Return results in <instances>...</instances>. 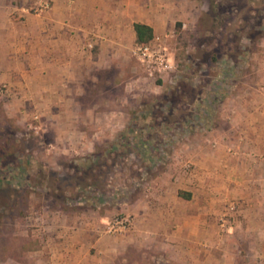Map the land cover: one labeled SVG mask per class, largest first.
<instances>
[{"label": "rangeland", "instance_id": "rangeland-1", "mask_svg": "<svg viewBox=\"0 0 264 264\" xmlns=\"http://www.w3.org/2000/svg\"><path fill=\"white\" fill-rule=\"evenodd\" d=\"M44 1L50 9L40 11ZM185 4V21L158 34L164 37L173 72L164 79L148 77L132 53L134 44L126 82L120 87L111 82L104 90L100 107L120 110V115L62 127L63 122L44 121L17 103L15 89L0 80V264H48L52 248L84 225L105 234L104 248H114L109 253L118 259V245L129 230L106 233L107 222L127 214L133 225L151 180L171 163L185 173L195 169L192 160L179 156L182 146L188 153L202 145L214 149L219 144L206 137L208 131L243 130L231 121L228 108L235 103L226 99L244 89L251 53L264 49V0ZM52 5V0H0V18L21 20L17 10L22 6L38 17L48 16ZM259 91L264 104L262 85ZM235 145L229 142L225 150L233 151ZM231 201L238 205L236 212L228 210ZM262 203L246 212L248 217L242 210L249 206L241 200L225 203L223 213L230 214L232 228L220 232L223 264H264ZM85 250L96 255L90 242ZM130 252L134 259V250ZM105 256L99 252L97 257Z\"/></svg>", "mask_w": 264, "mask_h": 264}, {"label": "crops", "instance_id": "crops-1", "mask_svg": "<svg viewBox=\"0 0 264 264\" xmlns=\"http://www.w3.org/2000/svg\"><path fill=\"white\" fill-rule=\"evenodd\" d=\"M52 1L48 16L38 17L22 6L17 10L21 20L0 18V80L15 89L17 103L65 127V122L120 115V110L100 105L109 84L120 87L131 73L134 24H147L153 34L170 33L185 21L182 8L192 0ZM90 41L92 50L86 47ZM251 54L244 89L226 99L235 103L228 108L231 121L243 130L208 131L206 137L219 144L214 149L202 145L188 153L181 147L179 156L192 160L195 169L185 173L171 163L151 180V191L140 199L133 225L118 245V259L109 253L114 248H104L107 236L84 225L52 248L48 264H223L218 218L225 203L241 200L249 206L242 210L246 216L264 202V104L259 91L264 88V49ZM229 142L237 143L233 151L225 150ZM89 242L96 255L86 252ZM99 252L106 256L100 259Z\"/></svg>", "mask_w": 264, "mask_h": 264}, {"label": "built area", "instance_id": "built-area-1", "mask_svg": "<svg viewBox=\"0 0 264 264\" xmlns=\"http://www.w3.org/2000/svg\"><path fill=\"white\" fill-rule=\"evenodd\" d=\"M39 5L40 11L50 9L48 1L40 2ZM86 47L92 50L94 43L90 41L86 44ZM132 53L148 77L164 79L165 76H168L174 70L173 60L169 56L167 46L164 44V37L161 35L154 34L149 41L136 43ZM186 169H189V165L186 166ZM237 206L236 202L231 201L228 204V210L236 212ZM231 220L230 214L223 213L218 219L219 231H229L232 228ZM131 226L130 215L123 214L107 222L105 232L110 234L122 233L129 230Z\"/></svg>", "mask_w": 264, "mask_h": 264}, {"label": "trees", "instance_id": "trees-1", "mask_svg": "<svg viewBox=\"0 0 264 264\" xmlns=\"http://www.w3.org/2000/svg\"><path fill=\"white\" fill-rule=\"evenodd\" d=\"M134 29H135V32H136V42L137 43H143V42H147L149 41L152 37H153V30L150 26H148L147 24H144V23H135L134 24ZM216 95L214 94L212 96V101L211 102H215L216 100ZM210 120H207L205 119L203 121V124L204 125H207L209 123ZM155 151H157L155 149ZM165 166H161V169H164ZM88 173V171H87ZM181 193V192H180Z\"/></svg>", "mask_w": 264, "mask_h": 264}]
</instances>
